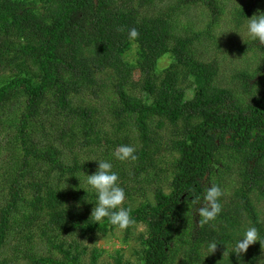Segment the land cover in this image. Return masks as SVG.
Wrapping results in <instances>:
<instances>
[{
    "label": "trees",
    "instance_id": "16d2710c",
    "mask_svg": "<svg viewBox=\"0 0 264 264\" xmlns=\"http://www.w3.org/2000/svg\"><path fill=\"white\" fill-rule=\"evenodd\" d=\"M162 1L0 0V68L19 66L0 85V112L26 100L21 119L0 117L1 125L13 128L18 148L10 204L0 216V264H14L21 254L4 252L15 227L18 250L29 246L28 264H98L106 253L94 248L87 260L85 241L119 229L90 217L96 197L85 175L98 167L90 158L106 137L98 106L111 96L118 123L137 130L135 175L128 174L131 166L112 170L126 180L152 170L159 180L161 164L167 165L165 180L148 193L152 198L137 208L123 205L134 220L124 230V244L145 227L135 251L138 264H264V45L244 43L240 53H254L255 65L223 87L220 63L201 59L197 44L216 40L225 0H178L176 7L151 14L149 7ZM200 5L204 26L182 32L176 11ZM258 12H264V0H247L232 13L233 29L245 31L247 18ZM133 28L138 35L130 39ZM166 56L171 63L160 68ZM29 61L36 70L26 69ZM166 127L172 129L169 140L159 135ZM107 142L124 144L121 138ZM212 184L224 193L222 211L203 223L197 209ZM249 226L260 242L238 255L236 240ZM212 242L218 244L210 254ZM105 264L135 263L119 256Z\"/></svg>",
    "mask_w": 264,
    "mask_h": 264
},
{
    "label": "rangeland",
    "instance_id": "374dc122",
    "mask_svg": "<svg viewBox=\"0 0 264 264\" xmlns=\"http://www.w3.org/2000/svg\"><path fill=\"white\" fill-rule=\"evenodd\" d=\"M178 0H164L162 2H156L155 5L149 7L151 14H159L161 12L170 10L177 6ZM224 4L227 5V12L222 17L220 26L214 30L216 40L210 38H204L200 44H197L199 50V57L204 61L218 60L220 63V76H219V85L223 87H230L232 85V76L239 70L245 68H252L255 65V54L249 53L247 55L240 53L241 47L244 43L249 42L246 32L244 30L239 33L236 32L232 27V13L234 9L246 6L247 0H225ZM177 16H175V21L179 24L182 32H189V28H193L195 24H199L200 27H203L206 22V10L201 5L192 7L191 9H179L176 11ZM208 13V12H207ZM205 16V18L203 17ZM193 24V25H192ZM24 37V38H23ZM19 37L17 42H23L25 36ZM134 52V50H133ZM9 53V52H8ZM11 56L15 57V53L11 52ZM26 63V61H23ZM171 60L169 57H164L160 61V68H165L169 66ZM28 70H36V66L30 64V61L27 63ZM19 67L15 63L10 69L6 70L0 68V85H2L12 74L17 73L19 70L16 69ZM25 69V68H24ZM139 73H135L134 80L139 78ZM107 88L111 87V83H107ZM235 89H238L236 87ZM234 89V90H235ZM115 96H111L109 100L102 98V102L99 104V108L102 111V128L106 132V137L102 142L101 149H98L95 155H92L90 158H93L97 161L108 160L112 165H117L120 169L124 167L131 166L133 161L121 162L114 158L113 152L115 151L114 144L108 143L107 140L115 141L117 138H121L122 142L125 145H131L137 147V130L135 126L130 125V123H118V121L113 116V111L117 106V101L114 99ZM91 98V97H90ZM24 102V103H23ZM26 100L20 99L19 103L9 105L5 110L0 112V117L3 121L9 122L12 118L21 119V115L24 111V104ZM116 102V103H115ZM16 109V111H14ZM130 134V135H125ZM159 135L163 140H169L172 137L171 127H166L159 131ZM16 140L13 133V128L9 127V123L5 125L0 124V216L1 210L7 207L10 203V175L12 173V166L15 163V152H17ZM135 167H137V162L134 166H131L129 176L135 175ZM167 168L166 164H161V170L158 172L159 180L155 179L152 170L143 175L137 177L134 180H126L124 177L119 176L120 186H124L123 189L126 193V198L124 204L131 205L132 208L139 207L144 203L145 197L152 198V195L148 194L157 186V182L162 183L166 176L163 174ZM45 169H42L41 177L44 178ZM46 175V174H45ZM123 182L124 185H121ZM229 187L233 186L234 183L229 182ZM236 185V184H235ZM227 192H230V189H227ZM153 193V190H152ZM255 200V198L253 197ZM264 212V205L259 206ZM15 237L9 238L7 245L4 248V252L7 253L10 257H15L18 253V260L14 264H28L25 261L24 252L29 253V246L27 249L25 247L23 250H18L21 248L20 245H16V242H20V233L18 227H15ZM145 231L144 226H138L134 231V234L131 237L130 245H125L122 238L125 237V231L117 230L112 235H109L106 239H90L84 242L85 246H88V255L87 260H90L91 252L94 248H102L106 251L99 259L98 264L105 263H115L116 259L120 256L123 261H132L135 264H138V257L135 255V251L141 250V244L139 242V237L142 232ZM37 247H42L40 243L36 245ZM57 252H54L51 257L57 258Z\"/></svg>",
    "mask_w": 264,
    "mask_h": 264
},
{
    "label": "clouds",
    "instance_id": "9594fccd",
    "mask_svg": "<svg viewBox=\"0 0 264 264\" xmlns=\"http://www.w3.org/2000/svg\"><path fill=\"white\" fill-rule=\"evenodd\" d=\"M247 36L253 42H259L264 45V12L253 14L247 18L244 26ZM138 33L135 28L129 31V38L135 39ZM136 148L131 145H120L113 152L115 159L125 161L136 160ZM98 167L95 172L85 175L86 184L94 191L96 197L95 206L91 210L90 217L99 224L105 219L121 231L129 228L134 220L131 216V210L124 207L126 198L125 190L119 184L118 174L112 170L113 165L108 160L96 161ZM223 192L218 185L212 184L206 187L203 194V202L197 209L198 215L202 218L203 223H209L216 220L222 211L221 197ZM198 201L193 200L196 204ZM79 207V205H77ZM260 242L258 230L254 226L247 227L239 236L235 243L234 253L240 255L247 251L250 245ZM218 243L212 242L208 245L210 254L214 252Z\"/></svg>",
    "mask_w": 264,
    "mask_h": 264
}]
</instances>
